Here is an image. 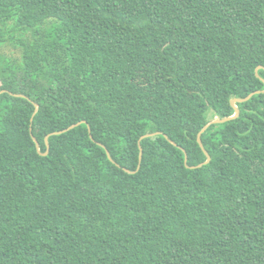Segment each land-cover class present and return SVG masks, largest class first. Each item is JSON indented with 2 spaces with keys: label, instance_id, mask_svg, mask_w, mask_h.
<instances>
[{
  "label": "trees",
  "instance_id": "obj_1",
  "mask_svg": "<svg viewBox=\"0 0 264 264\" xmlns=\"http://www.w3.org/2000/svg\"><path fill=\"white\" fill-rule=\"evenodd\" d=\"M261 78L264 0H0V264H264Z\"/></svg>",
  "mask_w": 264,
  "mask_h": 264
},
{
  "label": "water",
  "instance_id": "obj_2",
  "mask_svg": "<svg viewBox=\"0 0 264 264\" xmlns=\"http://www.w3.org/2000/svg\"><path fill=\"white\" fill-rule=\"evenodd\" d=\"M260 67H262V66L259 65V66L256 67V69H255V72H256V75H257V76H259V74L257 73V70H258ZM261 79H262V81L264 82V78H261ZM3 91H5V89L0 90V92H3ZM260 92H264V89H263V90H255V91L249 93L248 95H246L245 97H234V98H232V99L230 100V104H231L232 107L234 108V113H233L232 115L227 116V117H223V118H217V117H215V118L209 120L206 124H204V125L202 126V128H201V129L198 131V133H197V142H198V144L200 145V147L202 148V150H203V152H204V154H205V156H206V160H205L204 162H201V163L197 164V165H192V166L187 165L188 167H190V168H198V167L203 166L204 164L209 163L210 160H211V156H210V154H209L208 151L204 148V145H203V142H202V139H201V135H202V133H203V132H204V131H205V130L211 125V124L226 122V121H228V120H231V119H234V118L238 117V116H239V113H240V110H239V108L237 107L236 103H237V102H244V101L248 100L253 94L260 93ZM10 93H11V92H10ZM11 94L16 95V96H24L23 94H20V93H11ZM37 107H38V105L35 104V110H34V113H35ZM34 113H33V115H34ZM81 123H86V121H85V120H81V121H78V122H76V123H73V124L69 125L68 127L64 128V129H62V130L54 131V132H51V133L47 134V135L45 136V143H46V146H47L45 152H41V151H40V145H39V142H38V140L36 139V137L32 135V138H33V140H34V142H35V146H36L37 151H38L40 154H42V155H47V154H48V151H49V144H48V136H49V135H51V134H59V133L65 132L66 130L71 129V128H74L75 126H77V125H79V124H81ZM88 130H89V132H90V127H89V126H88ZM30 131H31V127H30ZM159 133H160L159 131H157V132H149V133H145V134H143V135H141V136L139 137V139H138V146H139V161H138V164H137V168H136V170L139 169V167H140V163H141V159H142V154H143V148H142V146H141V140L144 139V138H147V137L154 136V135L159 134ZM90 135H91V134H90ZM91 137H92V136H91ZM165 137H167V136L165 135ZM169 141H170L171 143H173L174 145H177L173 140L169 139ZM99 144H100L101 146L105 147L104 144H101V143H99ZM105 149H106V147H105ZM182 150L184 151V154H185L184 161H185V163H186V162H187V154H186V151H185L183 148H182ZM106 153H107L108 158H109L112 162H114L113 159H112V157H111V155H110V153H109V151H108V149H106ZM124 170L127 171V172H131V173H133V172L136 171V170L131 171V170L126 169V168H124Z\"/></svg>",
  "mask_w": 264,
  "mask_h": 264
},
{
  "label": "rangeland",
  "instance_id": "obj_3",
  "mask_svg": "<svg viewBox=\"0 0 264 264\" xmlns=\"http://www.w3.org/2000/svg\"><path fill=\"white\" fill-rule=\"evenodd\" d=\"M210 114V113H209Z\"/></svg>",
  "mask_w": 264,
  "mask_h": 264
}]
</instances>
